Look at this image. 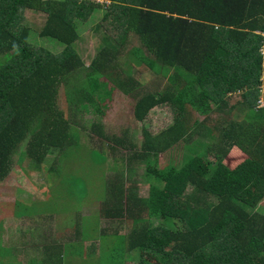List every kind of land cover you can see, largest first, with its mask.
<instances>
[{
  "label": "trees",
  "instance_id": "trees-1",
  "mask_svg": "<svg viewBox=\"0 0 264 264\" xmlns=\"http://www.w3.org/2000/svg\"><path fill=\"white\" fill-rule=\"evenodd\" d=\"M27 9L47 15L40 30L22 22ZM98 9L109 41L85 66L72 44ZM34 33L64 47L36 46ZM132 62L164 85L149 89ZM115 91L134 101L137 122L166 105L172 124L115 141L145 168L147 195L123 178L103 182L100 213L79 217L70 242L97 244V264L132 253L137 264H264V0H0V182L23 143L39 171L57 151L53 169L78 141L71 113L90 106L102 116ZM95 131L108 138L100 124ZM164 153L178 162L160 168ZM101 219L130 221V231L108 233ZM65 247L43 263L62 264Z\"/></svg>",
  "mask_w": 264,
  "mask_h": 264
},
{
  "label": "rangeland",
  "instance_id": "rangeland-1",
  "mask_svg": "<svg viewBox=\"0 0 264 264\" xmlns=\"http://www.w3.org/2000/svg\"><path fill=\"white\" fill-rule=\"evenodd\" d=\"M102 14V9L96 10L90 19L80 26L79 38L72 44L85 66L89 65L98 49L109 41L104 28L97 26ZM46 17L42 11L27 9L23 13L22 22L38 31ZM30 38L33 40L32 44L45 47L51 52L56 53L64 47L63 43L50 36L34 33ZM136 44L137 40L133 38L131 46ZM131 64L135 65L136 79L144 85L149 84V89L161 88L164 85L165 81L145 65L137 67L135 63ZM133 105V100L115 91L112 99L106 102L102 116L90 106L88 110L73 111L70 120L72 131L77 132L78 141L69 147L65 156L60 155L51 170L53 153L57 151L50 150L39 171L30 167L29 159L23 154L25 143L19 146L11 160L8 177L0 182V239L4 242V247L18 250L12 253L9 249L0 248L2 264H44L47 258L53 259L54 251L45 249L53 240H60L61 244L66 243L61 256L62 264L97 263L96 255L89 259L82 257L83 252H97V244H84L82 240L70 242L80 239L75 233L79 230V218L76 216L100 213L102 199L96 200L94 195H99L101 184L105 181L123 178L126 186L135 184L139 195L143 197L147 195L149 184L145 168L133 160L128 161L131 151L124 150L122 146L117 147L115 141L125 140L124 144L130 140L134 142L135 139H141V130L144 128L158 133L172 124V109L169 106L159 107L143 122H137L133 117ZM99 124L100 130L108 138H100L95 131ZM101 156H105L104 161ZM169 161L178 162L175 158L171 159L169 153L160 155L159 167H165ZM261 209L264 211V204ZM19 213H25L24 216L29 217H18ZM130 224V221L122 220L109 226L105 225V228L108 233L114 228L120 231V234H127ZM19 248L26 253H20ZM7 254L14 258H8ZM130 256L132 258H129L126 264H137V254L132 253ZM40 260L42 261L39 262ZM102 264L110 263L103 257Z\"/></svg>",
  "mask_w": 264,
  "mask_h": 264
},
{
  "label": "crops",
  "instance_id": "crops-1",
  "mask_svg": "<svg viewBox=\"0 0 264 264\" xmlns=\"http://www.w3.org/2000/svg\"><path fill=\"white\" fill-rule=\"evenodd\" d=\"M148 185V184H147ZM126 185L124 184V187H125ZM126 187H128V186H126ZM148 189V188H147ZM139 190V189H138ZM77 218H79V217H81V218H84V217H90V215L89 216H81V215H77L76 216ZM102 221V222H101ZM83 222H81V223H79L78 224V226H81V224H82ZM113 222H110V221H108V220H104V219H101L100 220V225H101V227L103 228V229H106L105 228V225H107V226H109L110 224H112ZM104 226V227H103ZM79 230H80V228H79ZM112 230H113V228H112ZM119 234H120V231H119ZM120 235H124V234H120ZM56 241H58V243H60V240H56ZM62 242V241H61ZM86 242H84V244H85ZM64 244H66V243H63V245ZM60 245H62V244H60ZM60 245H58V244H56V243H54V242H50L49 243V245H47L46 247H45V249H50V250H52L53 248H59L60 247ZM99 249L100 248H97V252H93L92 253V255L93 256H97V259H98V257H99ZM92 256V257H93ZM127 262V261H126ZM126 262H125V264H126ZM97 264V263H96Z\"/></svg>",
  "mask_w": 264,
  "mask_h": 264
},
{
  "label": "built area",
  "instance_id": "built-area-1",
  "mask_svg": "<svg viewBox=\"0 0 264 264\" xmlns=\"http://www.w3.org/2000/svg\"><path fill=\"white\" fill-rule=\"evenodd\" d=\"M260 106L264 107V100L263 99H261V101H260Z\"/></svg>",
  "mask_w": 264,
  "mask_h": 264
}]
</instances>
